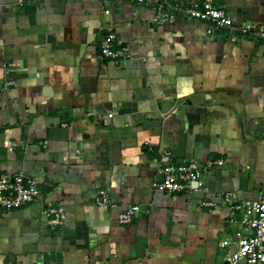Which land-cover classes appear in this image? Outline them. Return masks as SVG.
<instances>
[{
    "label": "crops",
    "instance_id": "0c3cea01",
    "mask_svg": "<svg viewBox=\"0 0 264 264\" xmlns=\"http://www.w3.org/2000/svg\"><path fill=\"white\" fill-rule=\"evenodd\" d=\"M215 3L264 25V0ZM208 27L136 0H0V174L38 177L40 190L0 214V264L225 262L242 225L224 193L264 192V38ZM111 31L132 58L102 56ZM186 161L208 190H162V169ZM58 206L62 225L46 213Z\"/></svg>",
    "mask_w": 264,
    "mask_h": 264
},
{
    "label": "built area",
    "instance_id": "2783aa9c",
    "mask_svg": "<svg viewBox=\"0 0 264 264\" xmlns=\"http://www.w3.org/2000/svg\"><path fill=\"white\" fill-rule=\"evenodd\" d=\"M136 1L153 6L159 20L170 21L184 16L209 23L207 30L209 34L217 30H227L233 34L234 39L242 35L264 38L262 23H234L227 11L216 5L215 0H200L189 5L174 4L167 0ZM100 52L103 57L109 59H130L133 56L114 31L103 36ZM8 84H15V81H9ZM162 172L164 178L160 182V187L169 193L183 190L192 192L208 190L204 174L195 161L170 163L162 169ZM195 182H197L196 185ZM38 183V177L35 176L27 177L25 181V176L22 174H0V214L5 210L21 208L36 200L40 195ZM223 198V203L229 211V222L236 225L241 223L242 229H237L235 232V240H233L235 248L227 253L225 262L218 264H264V192L255 199L245 200L241 199L237 193L228 191L224 193ZM95 201L98 205H107L110 202L107 191H99ZM202 205L215 208L218 204L206 199ZM141 210L139 204L131 205L118 215V221L124 224L131 223ZM46 213L50 217L49 222L54 225L64 224L67 216L62 206L49 207ZM238 214L241 215V219L238 218ZM243 227H246L248 232H244ZM231 243L232 240L230 241L229 238L225 244ZM134 264L147 263L138 259Z\"/></svg>",
    "mask_w": 264,
    "mask_h": 264
},
{
    "label": "water",
    "instance_id": "95a60500",
    "mask_svg": "<svg viewBox=\"0 0 264 264\" xmlns=\"http://www.w3.org/2000/svg\"><path fill=\"white\" fill-rule=\"evenodd\" d=\"M164 178V174L162 173V179ZM27 180V177H25V181ZM195 185L197 184V182L194 183Z\"/></svg>",
    "mask_w": 264,
    "mask_h": 264
}]
</instances>
